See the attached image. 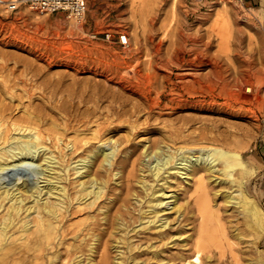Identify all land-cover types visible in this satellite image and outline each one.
Segmentation results:
<instances>
[{"label":"rangeland","instance_id":"obj_1","mask_svg":"<svg viewBox=\"0 0 264 264\" xmlns=\"http://www.w3.org/2000/svg\"><path fill=\"white\" fill-rule=\"evenodd\" d=\"M86 2L85 17L79 23L70 20L64 11L37 13L20 7L13 13H0V122L8 124L14 117L24 115L32 103L45 102L58 112L59 120L64 116L69 122L64 141L70 142L64 149L68 150L65 159L69 157L71 165H76L78 159V149L71 151L72 140L78 142V134L91 132L90 128L78 131V115L92 116L91 128L102 120L106 124L108 120L122 123L119 130L105 136L126 137L132 124L153 126L133 137L134 157L170 130L176 137L175 145L205 143L234 148L252 167L243 188L264 208V0ZM122 33L127 34L126 43L118 39ZM147 72L156 74L151 95L158 103L151 112L143 98L130 89L136 82L135 74ZM200 83L214 89L196 90ZM25 88L30 89L31 97L25 94ZM61 102L62 108L58 107ZM135 102H141L142 109L132 114L115 113V108L131 107ZM91 106L95 114L83 112L84 107ZM43 116L47 119L53 115ZM184 117L190 119L185 121ZM140 166L137 161L138 174ZM67 167L62 169L66 176L62 182L70 187L78 180V171ZM131 167L129 163L113 174V179L120 175L125 181ZM198 174L190 177L188 183L179 184V179H175L167 190L177 192L178 202L184 207L178 216L167 208L164 215L172 219L167 230L177 229L181 237L190 234L186 245L182 240L164 243L167 234L160 238L154 228L139 230L132 238L134 243L144 245L152 239L163 250L151 259V252H136L138 263L185 264L180 253L191 250L201 218L195 204L200 194L196 185ZM138 176L133 181L137 187ZM235 187L227 180L207 182L216 243L211 244L206 262L264 264V234L250 229L241 206L225 196L228 191L234 193ZM75 207L70 205L68 209ZM136 207L133 208L138 212ZM3 211L1 206L0 214ZM69 215L72 221L81 217L78 211ZM109 250L112 258L116 251L111 245ZM13 255L17 256L7 255L9 262ZM94 255L99 258V251Z\"/></svg>","mask_w":264,"mask_h":264},{"label":"bare ground","instance_id":"obj_2","mask_svg":"<svg viewBox=\"0 0 264 264\" xmlns=\"http://www.w3.org/2000/svg\"><path fill=\"white\" fill-rule=\"evenodd\" d=\"M155 76L150 72L135 74L136 82L130 87L141 100L143 98L148 112L158 103L151 95ZM209 86L200 83V88L196 90L207 92L214 89ZM25 90V94L31 97L30 89ZM224 92L226 94L227 90ZM229 92L232 93V90ZM170 100L173 101V98ZM63 106L62 102L58 104L60 108ZM50 107L45 102L32 103L24 115L14 117L8 124L0 122V207L4 209L0 214L1 264H141L136 252H151V259L161 255L163 250L152 239L144 245L132 241L137 231L151 228L160 238L167 234L166 244L182 240V244L186 245L190 234L181 237L179 230H167L172 225L169 215H164L167 208H172L177 216L184 208L178 202V193H168L167 190L175 179H179V184L181 181L188 183V179L197 173H200L196 176L200 194L195 198V204L201 218L191 250L180 253L181 262L207 264L211 244L216 243L211 228L214 217L209 210L206 188L209 179L227 180L237 186L234 193L228 191L225 196L241 206L240 211L250 229L259 235L264 234V208L243 188L245 176L252 173V167L246 163L240 151L205 143L175 145L176 137L170 130L169 134L154 139L151 145L143 147L134 157L136 148L133 137L153 126L147 123L142 127L132 124L126 137L105 136L107 132L119 130L122 123L108 120L106 124V120H102L91 128L92 116L82 118L78 115V131L90 128L91 132L78 134V142L72 140L71 151L78 149V159L76 165H71L69 157L65 159L68 150L64 149L70 142L64 141L69 122L64 116L59 120L58 112ZM91 107H84L83 112L95 114V108ZM141 107V102H135L131 107L121 105L114 110L116 114H132ZM48 114L53 115L52 118L45 119L43 115ZM183 119L188 121L190 117ZM137 161L141 164L139 174L135 167ZM129 163L132 167L125 181L120 179V175L113 179V174ZM66 165L69 170L72 167L78 171V180L70 187L62 182L66 177L62 169ZM114 166H117L116 171L113 170ZM137 176L138 187L133 182ZM5 200L7 205L3 204ZM70 205L76 207L68 209ZM134 205L138 206V212ZM77 211L81 217L72 221L69 214ZM110 245L116 251L112 258ZM97 251L98 260L94 255ZM9 253L17 254L11 256L12 262H9L10 259L8 261ZM162 264H166V261Z\"/></svg>","mask_w":264,"mask_h":264},{"label":"built area","instance_id":"obj_3","mask_svg":"<svg viewBox=\"0 0 264 264\" xmlns=\"http://www.w3.org/2000/svg\"><path fill=\"white\" fill-rule=\"evenodd\" d=\"M20 7H27L37 13H53L64 11L66 16L76 22H81L86 13V0H0V13H13ZM107 37L109 34L106 35ZM121 43L127 42V34L119 35Z\"/></svg>","mask_w":264,"mask_h":264}]
</instances>
